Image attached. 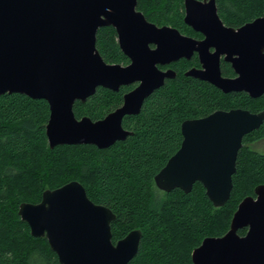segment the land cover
<instances>
[{
  "label": "water",
  "instance_id": "95a60500",
  "mask_svg": "<svg viewBox=\"0 0 264 264\" xmlns=\"http://www.w3.org/2000/svg\"><path fill=\"white\" fill-rule=\"evenodd\" d=\"M137 0H0V95L21 93L44 99L49 108L45 135L49 147L92 144L99 148L124 140L131 131L125 115L139 112L144 99L172 78L165 64L199 54L203 69L185 75L206 80L224 92L264 93V15L234 29L225 27L215 0H184V21L205 34L203 40L169 26L156 27L135 9ZM113 26L126 65L106 62L95 46L96 31ZM155 44L150 48L149 44ZM216 49L209 52V46ZM225 53L235 72L223 77L219 57ZM233 55H237L233 57ZM140 83L123 94L120 107L100 119L77 118L75 101L84 102L101 86L114 91ZM264 121V111L217 109L184 119L179 148L154 175L164 192H189L201 183L214 207L230 197L236 158L247 133ZM237 205L228 230L206 236L191 251L192 264H264V184ZM18 215L34 237H45L61 264H128L142 236L139 228L112 241L113 211L93 202L78 180L42 191L36 202L23 201ZM247 227L245 234L238 230Z\"/></svg>",
  "mask_w": 264,
  "mask_h": 264
},
{
  "label": "trees",
  "instance_id": "16d2710c",
  "mask_svg": "<svg viewBox=\"0 0 264 264\" xmlns=\"http://www.w3.org/2000/svg\"><path fill=\"white\" fill-rule=\"evenodd\" d=\"M218 14L240 25L264 15V0H216ZM137 7L156 23L183 28V0H137ZM95 46L109 63H126L111 26L98 28ZM194 61L172 64L176 74L143 102L138 113L123 118L131 131L124 140L99 148L92 144L49 147L45 124L49 108L44 99L21 93L0 95V264H61L45 237H34L18 215L19 203H36L46 188L78 180L88 197L109 207L112 241L130 230L142 232L138 251L128 264H192L191 251L206 236L224 234L238 203L264 183V153L242 145L237 154L229 199L214 207L201 183L185 193L159 190L154 175L179 148L184 119L202 117L215 109L240 106L264 109V94L224 93L207 81L184 72ZM225 73H230L223 66ZM97 87L84 102L75 101L77 118L104 117L119 105L122 93ZM264 137V121L243 138Z\"/></svg>",
  "mask_w": 264,
  "mask_h": 264
},
{
  "label": "flooded vegetation",
  "instance_id": "af4514ba",
  "mask_svg": "<svg viewBox=\"0 0 264 264\" xmlns=\"http://www.w3.org/2000/svg\"><path fill=\"white\" fill-rule=\"evenodd\" d=\"M215 2H216V0H215ZM216 8H217V5H216ZM135 9L137 10V11H140V12H142L141 10H139L138 9V7H137V3H136V6H135ZM143 13V12H142ZM217 13H218V9H217ZM144 14V13H143ZM184 15H185V9H184V0H183V16H182V21H183V28H179V27H177L176 25H173V24H170V23H160V24H158V23H156L154 20H152L151 18H149V17H147L145 14H144V17H145V19L149 22V23H153L156 27H161V26H164V25H166V26H169V27H173V28H175V29H177L182 35H185V36H188V37H191V38H193V39H196V40H203L204 38H205V34L203 33V32H201V31H199V30H196L193 26H191V25H189V24H187L185 21H184ZM219 15V14H218ZM219 17H220V19H221V21H222V23H223V25L225 26V27H231V28H234V29H237V28H239V27H241L243 24H245V23H247V22H249V21H246V22H243V23H241L240 25H234V24H229V23H227L226 21H224L222 18H221V16L219 15ZM250 21H252V20H250ZM101 27H103V26H101ZM114 30H115V28L113 27V26H111ZM98 28H100V27H98ZM98 30V29H97ZM116 32V31H115ZM96 33H97V31H96ZM96 41V40H95ZM116 41H117V43H118V35H117V32H116ZM118 46H119V44H118ZM149 47L150 48H155V44H152V43H150L149 44ZM120 48V47H119ZM209 52H214L215 51V47L214 46H212V45H210L209 46ZM121 50V49H120ZM122 51V50H121ZM123 52V51H122ZM124 54V53H123ZM198 52L197 51H194L193 53H192V55L189 57V58H185V57H181V58H179V59H177V60H174V61H171V62H169V63H165V64H160V63H158V64H156V66L160 69V70H162V71H166L167 69H171V70H173L174 72H175V70L173 69V67H172V64L173 63H175V62H178V61H180V60H182V59H185V60H190L191 58H192V60L194 61L193 63H191L192 65H190L189 67H188V69L186 70V71H188V70H190V69H203V66H202V63L200 62V60H199V56H198ZM125 55V54H124ZM126 56V55H125ZM237 55H233V57H236ZM127 57V62L126 63H120V64H122V65H126V64H128L129 62H130V59H129V57L128 56H126ZM223 66H227V67H229V69H230V73H225L224 71H223ZM219 67H220V72H221V75L223 76V77H227V78H234V77H236L238 74L235 72V70H234V68H233V66H232V64H231V62L230 61H227V60H225V53L224 54H221L220 55V57H219ZM186 71L184 72V74L186 73ZM175 74H176V72H175ZM175 77V76H174ZM174 77H172V78H174ZM193 77V76H192ZM195 78H197V77H195ZM166 79H170V78H165L164 79V81L166 80ZM198 79H200V78H198ZM200 80H203V79H200ZM203 81H206V80H203ZM208 82V81H207ZM140 82L139 81H136V82H133V83H130V84H128V85H123V86H121V87H128L127 88V90H125L123 93H122V95H121V101H120V103H119V105H117L116 107H114L113 109H111L109 112H111V111H113V110H115L116 108H118V107H120L121 105H122V103H123V94L124 93H126V92H128V91H130L131 89H133L135 86H137L138 84H139ZM208 83H210V82H208ZM210 84H212V83H210ZM213 85V84H212ZM213 86H215V85H213ZM99 87H101V86H99ZM121 87L119 88V90L121 89ZM216 87V86H215ZM105 88V87H104ZM216 88H218V87H216ZM97 89V88H96ZM108 89V88H107ZM219 89V88H218ZM111 90V89H110ZM119 90H117V91H114V90H111V91H114V92H118ZM156 90V89H155ZM154 90V91H155ZM219 90H221V89H219ZM222 92H224L223 90H221ZM229 92H243V93H246L249 97H251L249 94H248V92H246V91H244V90H238V91H229ZM224 93H228V92H224ZM264 94V93H263ZM262 95V94H261ZM261 95H259V96H261ZM149 96V95H148ZM147 96V97H148ZM259 96H257V97H259ZM147 97L144 99V101L147 99ZM257 97H251V98H257ZM143 101V102H144ZM143 102H142V104H143ZM142 104H141V106H142ZM141 108V107H140ZM232 108H242V109H247V110H249V111H251L249 108H243V107H240V106H230V107H228L227 109H222V108H219V109H222V110H229V109H232ZM215 110H217V109H215ZM259 111H264V109L263 108H259V109H257V110H255V111H251V112H259ZM108 112V113H109ZM211 113V112H210ZM129 115H134V114H129ZM208 115V114H207ZM125 116H128V115H125ZM124 116V117H125ZM206 116V115H205ZM123 117V118H124ZM196 118H199V117H196ZM122 121H123V119H122ZM123 126V125H122ZM252 132V131H251ZM250 133V132H249ZM248 134V133H247ZM246 134V135H247ZM245 136V135H244ZM244 138V137H243ZM262 139H264V137H261V138H259V139H256V140H247V141H245L244 143H243V139H242V145H245V147H247L249 150H251V151H253L252 149H250V147H249V145H250V143H252V142H254V141H258V140H262ZM257 152V151H256ZM258 153H264V151H262V152H258ZM236 161H237V158H236ZM233 176V175H232ZM259 184H264V183H259ZM258 185V184H257ZM256 185V186H257ZM255 186V187H256ZM254 187V188H255ZM254 188H253V193L251 194V196H253L254 198H256V196H255V194H254ZM247 231V227H244V228H241V229H239L238 230V233L240 234V235H243V234H245V232Z\"/></svg>",
  "mask_w": 264,
  "mask_h": 264
},
{
  "label": "rangeland",
  "instance_id": "374dc122",
  "mask_svg": "<svg viewBox=\"0 0 264 264\" xmlns=\"http://www.w3.org/2000/svg\"><path fill=\"white\" fill-rule=\"evenodd\" d=\"M249 147L253 151H257V152L264 151V139L250 143Z\"/></svg>",
  "mask_w": 264,
  "mask_h": 264
}]
</instances>
